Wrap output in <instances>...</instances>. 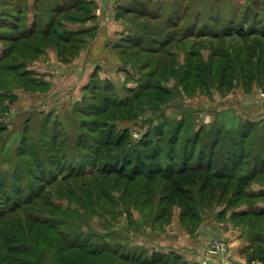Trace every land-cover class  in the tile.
Wrapping results in <instances>:
<instances>
[{"label":"rangeland","instance_id":"374dc122","mask_svg":"<svg viewBox=\"0 0 264 264\" xmlns=\"http://www.w3.org/2000/svg\"><path fill=\"white\" fill-rule=\"evenodd\" d=\"M117 1L0 0V264H188L230 226L264 264V0Z\"/></svg>","mask_w":264,"mask_h":264},{"label":"crops","instance_id":"0c3cea01","mask_svg":"<svg viewBox=\"0 0 264 264\" xmlns=\"http://www.w3.org/2000/svg\"><path fill=\"white\" fill-rule=\"evenodd\" d=\"M58 1L59 0H57L56 3H58ZM69 1H71L70 6L75 2V0H73V2L72 0H68V2ZM93 1L94 0H91L92 6ZM116 1L117 0H96V4L103 13L102 19L104 18L103 15H108L109 10L112 9V6ZM65 9H67V7ZM93 15L95 17L93 18L94 20L92 22H94V24H91L92 26L96 25L97 21L101 19H99L96 14ZM109 29L111 30L112 28ZM110 30H108V28L104 29L103 39L100 40L98 38H94L95 40L93 44L98 45L99 47H97L102 51L107 47L110 38ZM99 49H95L94 51L96 52ZM98 55L99 54H96L93 57H100V55ZM109 78L110 76L108 79ZM246 119L247 120L244 121L247 122V136L252 144V155L254 158L264 161V106H248ZM230 228L231 229L229 232L222 235V239H225V241L228 243V246L222 251L218 252V254L217 252L213 254L212 259L209 257V260H207L206 256L204 257L207 241H201L200 235H195L199 238H192L189 247L184 246L182 251H180L181 248H178L177 250L172 248V252L178 256H181L183 261H186L188 264H251V262L256 260L255 246L252 245V243H249V237L244 235V233L239 228L234 226H230Z\"/></svg>","mask_w":264,"mask_h":264},{"label":"trees","instance_id":"16d2710c","mask_svg":"<svg viewBox=\"0 0 264 264\" xmlns=\"http://www.w3.org/2000/svg\"><path fill=\"white\" fill-rule=\"evenodd\" d=\"M79 1L80 0H76L72 5H71V7H68L67 9H71L72 7L74 8V7H76L77 5H78V3H79ZM57 4V6H58V3H56ZM90 5H92L91 3H89ZM59 8H60V4H59ZM61 9V8H60ZM77 10V9H76ZM71 11V10H70ZM58 13V12H57ZM56 13V14H57ZM90 17H94V16H90ZM32 29L33 28H30L29 30H31V32H32ZM26 30V29H25ZM47 31V30H46ZM46 31H43L44 32V35H46V34H48V33H46ZM26 32V31H25ZM30 32V33H31ZM39 33H41L42 32V30H39L38 31ZM27 33V32H26ZM55 33H60L58 30L55 32ZM58 36H61L60 34H58ZM63 37V36H62ZM25 38H28V37H25ZM64 42H68V38H67V36H64ZM27 39H24V41H26ZM108 80H110V79H108ZM111 81V80H110ZM110 81H107V82H110ZM108 85V84H107ZM107 110L106 109H104L103 110V112H106ZM244 127H245V129H244ZM244 127H243V130L245 131L244 132V134H243V136L242 137H244V136H247V122L245 123V125H244ZM247 139H248V136H247ZM249 140V139H248ZM234 143H236V142H234ZM120 144V141L117 143V146ZM249 146H252V144H251V141L249 140ZM198 155H200V152H198ZM238 157H239V160L238 161H240L241 160V158H242V154H241V151L240 152H238ZM247 157H249L250 158V161L253 163V165H252V171H251V174L249 175V177H252L254 174H264V161L263 160H259V159H256V158H254V156L252 155V150H250V151H248V153H247ZM229 161L228 160H226V163H228ZM139 173H142V171H139ZM255 176L256 175H254V177H252V178H250V179H255ZM244 178V176L242 177V179ZM175 182H177V181H175ZM174 253V252H173ZM174 256L176 257V258H181L180 256H178L177 254H175L174 253Z\"/></svg>","mask_w":264,"mask_h":264},{"label":"built area","instance_id":"2783aa9c","mask_svg":"<svg viewBox=\"0 0 264 264\" xmlns=\"http://www.w3.org/2000/svg\"><path fill=\"white\" fill-rule=\"evenodd\" d=\"M215 253V250H214V252L213 253H211V254H214Z\"/></svg>","mask_w":264,"mask_h":264}]
</instances>
